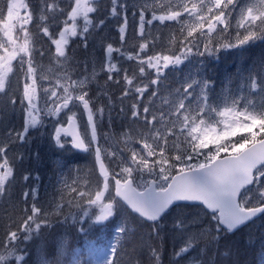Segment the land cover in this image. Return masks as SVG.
<instances>
[{"label":"snow or ice","instance_id":"obj_1","mask_svg":"<svg viewBox=\"0 0 264 264\" xmlns=\"http://www.w3.org/2000/svg\"><path fill=\"white\" fill-rule=\"evenodd\" d=\"M38 2V13L25 0H6L0 5V103L8 96L10 74L18 71L23 84L19 99L23 131L10 129L0 135V208L5 196L12 199L14 168L7 155L8 146L24 141L25 134L41 124L44 116L58 117L54 135L58 146L64 147L63 134L71 137L73 148L94 155L99 176L93 183L89 169L62 177L60 202L56 197L39 201L35 188L24 190L17 205H28L31 195L30 208L23 207L15 219L7 222L0 216V264H21L25 255L17 251L23 241L36 238L43 243L51 235L48 230L54 224H67L69 217L75 224L84 217L103 223L119 216L116 239L120 243L134 235L138 226H148L150 238L159 237L160 221L174 209L180 210L173 223L176 238L185 245L175 252L177 264H216L221 242L264 215V62L258 73L238 77L240 83L235 88L229 87L230 78L214 99L208 80L189 73L173 87L169 75L185 61L191 63L192 56L221 50H235L243 56L246 46L264 40V0H143L132 4L133 14L139 9L135 36L141 42L136 51H126L127 0H110L108 14L98 21L90 14L99 12L101 0ZM68 8L70 11H66ZM149 11L150 18L146 15ZM109 20L117 23L120 47L106 42L107 37L101 38L105 55L100 72L106 73V83L120 85L123 81L121 100L134 96L129 111L132 123L137 125L135 140L128 132L122 134L124 147L119 152L101 147L98 141L96 117L102 118L106 108L110 111L114 101L107 90L98 91L96 96L107 97V104L94 110L90 86L98 85L96 62L91 61L93 68L88 73L89 61L85 60V74L74 79L75 58L68 51L70 40L77 37L87 49L89 36ZM157 21L172 28L166 43L158 44L160 37L151 34ZM30 24L35 25L36 32L30 30ZM58 24L63 27L57 38L53 29ZM40 33L55 46L50 57L55 68L36 62L38 50L33 45ZM39 55L43 58L45 53L39 51ZM120 58L136 64L125 68ZM41 80L47 81L48 87L40 84ZM9 99L11 105H16L15 95ZM82 115L87 117L83 131L79 123ZM105 141L110 145L119 143L109 136ZM134 143L141 147L137 149ZM102 154L109 161H117L119 171L110 168ZM28 179V175L23 176L24 181ZM193 205L197 212L186 220L183 210ZM53 242L57 244L53 257L48 258L43 248H38L37 264H80L79 259L64 258L66 240ZM89 251L95 254L98 249ZM117 252L116 245L110 246L102 264H117ZM228 255L227 251L223 253L224 257ZM150 256L155 257L153 264H160L156 248H150Z\"/></svg>","mask_w":264,"mask_h":264},{"label":"trees","instance_id":"obj_2","mask_svg":"<svg viewBox=\"0 0 264 264\" xmlns=\"http://www.w3.org/2000/svg\"><path fill=\"white\" fill-rule=\"evenodd\" d=\"M5 0H0V5H4ZM25 2H30L34 12L39 11L38 0H26ZM68 0H63V3H67ZM130 5L127 11L128 24L126 27V38L128 40V45L126 46V51H136L138 50V44L140 38L135 36L139 27V9L135 10L133 14L132 4H141L143 0H127ZM154 2V0H149V3ZM163 3L166 0H159ZM6 8V7H5ZM110 8V0H101L100 10L97 13L90 14L94 20L103 19L108 14V9ZM68 10V9H67ZM66 10V11H67ZM159 14V13H158ZM148 18L151 16V12L146 13ZM64 17H61L63 19ZM172 22H166V24H171ZM61 24H58L54 29V34L58 35V31ZM178 27V26H175ZM29 28L32 32H36L37 29L34 24H30ZM172 32L171 27H165L159 24V22H154V26L151 28V34L153 37L159 36V43H166L170 38ZM102 37H107L106 42L113 43L114 47H120L119 32L117 30V23L114 20H109L106 22L102 28L96 32L94 35L89 36L88 48L83 47L82 41L77 38H72L69 45V53L75 59L73 60V67H79L75 71L79 75L85 74L82 65L84 61L88 60L96 62L97 72L100 73L97 83H93L90 89V96L95 98L94 108L99 107L101 104H107V97L101 95L96 96V92L107 90L111 95L114 103L109 111L107 108L105 110V118H103L102 127L106 132H111L112 134H122L125 132H131L137 127L133 124L130 119V105L134 101V96H129L123 100L120 99L124 84L121 80L120 85H116L113 82L106 83V73L100 72V62L104 58V50L101 47L100 41ZM45 40L40 33L35 42L40 43V49L38 51H43L45 53L44 57L41 58L45 63L51 62L50 57L52 54L46 52L49 47H46ZM105 42V43H106ZM44 43V44H43ZM133 44L135 47H133ZM247 51L243 56L235 54V50H221L215 52L212 55L205 53L201 57L202 65L200 66L201 71H203V78L209 81L210 93L221 92L223 87L229 82L231 78L232 83L229 87L238 85L240 83L238 77L246 76L249 72L258 73L262 62H264V40H257L252 44L246 46ZM159 50V48H157ZM114 57L118 54L114 53ZM115 62V61H114ZM120 64L129 68L136 64V61H127L124 58H120ZM176 72V71H175ZM175 72L170 73L169 82L172 86H175ZM123 73H121L122 77ZM138 75V71H137ZM11 76V83L8 86V96L4 97V103H0V135L6 134L10 129L16 131L23 130L22 116L19 111L21 107L19 99L20 92L22 91L21 75L16 72L15 75ZM236 87V86H235ZM99 88V89H98ZM15 95L17 99L16 105H11L9 96ZM145 102H147V95L145 96ZM124 108L125 111L121 112L120 109ZM16 119H15V112ZM142 126V125H141ZM41 127L38 129H33L25 134V140H17L15 143L8 146L7 155L13 163L14 168V180L10 185L12 192L11 201L8 197L4 198V206L0 208V216H2L7 222L9 218L15 219L19 214L20 209L27 206L30 208L31 205V195L28 197V205L19 204L21 201L24 190H31L33 185L31 180L34 179L35 186L38 189H42L43 186H50L53 183H57V179L61 176L69 178V176H76L77 170L87 171L92 169L90 179L93 183L97 182V177L99 176L92 155L89 152H77L75 151L70 143H66L64 147H57L55 144L50 143L48 140H43L41 137ZM104 130V131H105ZM129 130V131H126ZM28 175L29 179L27 181L23 180V176ZM37 178V179H36ZM45 180H48L50 184H47ZM69 183L71 180L69 179ZM61 190V189H60ZM64 195L68 198L67 190H63ZM54 197L59 199L60 191L56 192L55 187L52 189ZM53 198L51 196L49 199ZM39 201H44L45 198L39 197ZM196 208V206H190L185 208V210H191ZM179 209L172 210L169 214H174L177 217V212ZM73 211H78L73 209ZM168 214V215H169ZM167 215V216H168ZM193 215V214H192ZM61 220L63 217L60 218ZM85 221H79L73 224L71 217L68 219L67 224L56 225L48 230L51 235L42 243L39 239L34 238L31 241H23L20 244L18 255H25V259L21 261V264H37L38 259V248H43L44 252L47 254L48 258H52L53 254L56 252L57 244L54 240L63 239L67 243L63 248L64 258L73 261L74 255L77 254V259H79L80 264H94L92 260V255L89 251L90 248L100 249L107 248L116 245L118 252L116 254L117 264H153L155 257L150 256V248L154 247L157 249L160 256V264H177L178 258L175 257V252L179 250V242L181 239L176 238V231L172 226L166 225V219L160 222V236H151L149 233L151 229L148 226L137 227L134 235L125 238L122 242L117 243V239L110 241L112 236V228L114 224L119 225L115 218H110L109 221L103 222L101 224L92 223V219L85 218ZM83 222V225H82ZM79 225V229L78 226ZM198 227V226H197ZM194 230V228H190ZM13 230H15L13 228ZM83 241L81 245V251H77L75 246L72 244ZM227 251L229 255L227 257L223 256V253ZM209 256L212 255V250L209 249ZM183 264V261H180ZM216 264H264V218L260 217L244 228L236 231L227 237L226 240L222 241L219 246V251L216 256Z\"/></svg>","mask_w":264,"mask_h":264},{"label":"rangeland","instance_id":"obj_3","mask_svg":"<svg viewBox=\"0 0 264 264\" xmlns=\"http://www.w3.org/2000/svg\"><path fill=\"white\" fill-rule=\"evenodd\" d=\"M73 2H74V0H73ZM4 3L6 4V0L4 1ZM25 3H28V2H25ZM67 11H70V8H68V10ZM6 15H7V13H6V8H5V17H6ZM65 16H66V12H65ZM79 23L82 25V21H79ZM233 23H234V21H233ZM29 27V26H28ZM61 27H63V25L61 24ZM60 27V28H61ZM20 36H22L23 34L22 33H20L19 34ZM57 38H58V35H57ZM0 40H3V33L2 32H0ZM44 43H45V45H46V47H49L50 49H48V51H46V52H48V53H50V54H54V51H55V46L54 45H52L51 44V41L50 40H45L44 39ZM43 43V44H44ZM33 47L34 48H38V49H40V43H34V45H33ZM202 50V49H201ZM201 57L202 56H192V57H190V60H191V63H188L187 61H185L184 62V64H182V65H180V66H178V68H177V70H176V72H175V76H174V80H175V82L176 81H181V80H183V78L186 76V75H188L189 73H191L195 78H197V79H204L203 78V71H201V69H200V66L202 65V59H201ZM35 59H36V62L39 64V63H44L42 60H40V55H39V51H36L35 52ZM91 61H93V59L91 60ZM91 61H89V64H88V73H90L91 72V70H92V68H93V64H92V62ZM14 64H15V62H13ZM45 66H52L53 68H55V62L54 61H51V62H48V63H45L44 64ZM97 66L98 65H96L95 64V67H96V71H97ZM75 69H78L79 67H74ZM82 68H83V70L85 69V65H82ZM11 75V74H10ZM84 75V74H83ZM82 76V74L81 75H79L76 71H74L73 72V78L75 79V78H79V77H81ZM170 78V77H169ZM21 84H22V78H21V82H20ZM39 83L40 84H42L44 87H48V82L47 81H43V80H41V81H39ZM175 86H176V83H175ZM174 86V87H175ZM235 86H237V85H234V86H232V88H235ZM22 87H23V84H22ZM90 89H91V86H90ZM99 89V88H98ZM39 89H38V94H39ZM97 93V92H96ZM217 93H220V91L219 92H214V93H210V96H212L213 97V99L215 98V95L217 94ZM42 106V105H41ZM19 109V111H20V114H21V116H22V122H23V114H22V111H21V107H19L18 108ZM94 110H95V108H94ZM80 111L82 112V107H81V109H80ZM107 111V110H106ZM15 112V111H14ZM107 113H105L104 112V114H103V117L102 118H100L98 115H97V117H96V121H97V135H98V141H99V144L101 145V147H112L115 151H117V152H119L120 150H121V148H123L124 147V143H123V140H124V137H123V133L122 134H118V135H116L115 133L114 134H112L110 131L109 132H106V130L102 127V122H103V118H105V115H106ZM58 119V117H50V116H44V117H42V123L41 124H39V125H37V127L36 128H30L29 129V131H31V130H33V129H38L39 128V126L41 127V137H42V139L43 140H48V141H50V143H53V144H55V146H57V147H60V146H58L57 144H56V142H55V139H54V135H55V128H56V120ZM64 123H66V117H64ZM79 123H80V126H81V130L83 131L84 130V128L86 127V125H87V123H86V121H85V115H82L81 116V118H80V121H79ZM105 130V131H104ZM21 131H23V130H21ZM28 131V132H29ZM126 131H129V130H126ZM129 134L131 135V136H133V139L135 140V138H136V135H137V127L135 128V129H133L131 132H129ZM105 136H109V137H112V138H114V139H116V140H118L119 141V143H116V144H108L106 141H105ZM88 138L90 139V131L88 130ZM61 140H62V142L64 143V146L66 145V143H70V141H69V138L67 137V136H64L63 134H61ZM70 145V144H69ZM134 147H136L137 149H139L141 146H140V144H135L134 143V145H133ZM61 148V147H60ZM92 155V154H91ZM103 155V158L106 160V162L108 163V165H109V167L110 168H114V170L115 171H119V168L118 167H115V165L118 163L117 161H115V160H112V161H109L108 160V157H107V155L106 154H102ZM125 155H127V156H130V152H126L125 153ZM93 156V155H92ZM93 158V157H92ZM15 174V173H14ZM62 177L63 178H65V176H61L60 178H58L56 181H57V183H53V184H51L49 187L48 186H43L42 187V189H38V192H37V197L39 198V197H43V198H45V200H48L51 196H53L54 197V195H53V192H52V189L55 187V190H56V192L58 191V190H60V189H63V185H62V183H61V179H62ZM37 179V178H36ZM34 179H32L31 180V182H32V186H31V189L32 188H35L36 190H37V186H35V183H34ZM45 182L47 183V184H50L49 183V181L48 180H45ZM64 190H66V189H64ZM44 200V201H45ZM57 201L58 202H60L59 201V199H57ZM179 211L180 210H178V212L177 213H179ZM183 212H184V216H185V218H186V220H190L195 214H196V212H197V208H194V209H191V210H183ZM193 214V215H192ZM85 218H88V217H84L82 220H80V221H85L84 219ZM262 218H264V215L262 216ZM166 219V225H167V227L168 226H172L173 225V223H174V221H175V219H176V216H175V213L174 214H169L166 218H164V220ZM93 221V220H92ZM83 222H82V225H83ZM105 222H107V221H105ZM116 222H120V218H119V216H116ZM92 223H94V222H92ZM94 224H101V223H94ZM78 227V229H79V225L77 226ZM116 224H114V227L112 228V233L114 234L113 236H112V238H111V242L112 241H114V239L116 238V236H117V234H116ZM173 227V226H172ZM189 230H191V229H189ZM84 242L83 241H78V242H76V243H74V244H72V246H75V245H77L76 246V248H77V251L79 250V251H81V245L83 244ZM183 246H185L182 242H179V249L181 248V247H183ZM109 255V253H108V251H107V248H100V249H98V251L95 253V254H93L92 255V260H93V262H94V264H102V261L105 259V257L106 256H108ZM192 255H195V253H192ZM77 259V254H75L74 255V259H73V261L74 260H76ZM186 259V258H185ZM183 264H184V261H183Z\"/></svg>","mask_w":264,"mask_h":264},{"label":"water","instance_id":"obj_4","mask_svg":"<svg viewBox=\"0 0 264 264\" xmlns=\"http://www.w3.org/2000/svg\"><path fill=\"white\" fill-rule=\"evenodd\" d=\"M85 120H86V123H87V117H86V115H85ZM65 126H66V124H65ZM89 131H90V130H89ZM68 137H69V139L71 140V137H70V136H68ZM75 149H76V148H75ZM76 150H78V151H83V150H80V149H76ZM93 159H94V155H93ZM96 170H97V172H98V169H97V168H96ZM98 174H99V173H98ZM113 194H114V193H113ZM260 216H261V215H260ZM260 216H258V217H260ZM258 217H256V218H258ZM256 218H254V219H256ZM254 219H253V220H254ZM253 220H252V221H253ZM250 222H251V221H250ZM250 222H248V223H250ZM248 223H247V224H248ZM244 226H245V225H244ZM244 226H241L239 229H241V228L244 227ZM239 229H238V230H239ZM236 231H237V230H236ZM236 231H235V232H236Z\"/></svg>","mask_w":264,"mask_h":264},{"label":"flooded vegetation","instance_id":"obj_5","mask_svg":"<svg viewBox=\"0 0 264 264\" xmlns=\"http://www.w3.org/2000/svg\"><path fill=\"white\" fill-rule=\"evenodd\" d=\"M15 71H16V69H15ZM15 80H16V75H15ZM15 119H16V112H15ZM14 131H16V129Z\"/></svg>","mask_w":264,"mask_h":264}]
</instances>
